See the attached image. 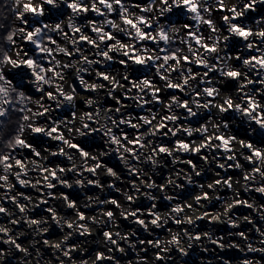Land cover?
<instances>
[{
  "label": "snow or ice",
  "instance_id": "snow-or-ice-1",
  "mask_svg": "<svg viewBox=\"0 0 264 264\" xmlns=\"http://www.w3.org/2000/svg\"><path fill=\"white\" fill-rule=\"evenodd\" d=\"M3 13L0 264H264V0Z\"/></svg>",
  "mask_w": 264,
  "mask_h": 264
},
{
  "label": "bare ground",
  "instance_id": "bare-ground-1",
  "mask_svg": "<svg viewBox=\"0 0 264 264\" xmlns=\"http://www.w3.org/2000/svg\"><path fill=\"white\" fill-rule=\"evenodd\" d=\"M238 211H243V212H247V210H244V209H241V210H238ZM244 227V230L247 231L248 228L250 226L248 225H242ZM218 234L220 235H225L226 236V233L224 231H220ZM249 235L253 237V239H255V233L253 232H249ZM227 239H235V238H230V237H227ZM209 248L211 249L212 246H209ZM195 255H199L198 253L195 254ZM202 255L204 254H201V257L202 259H198V263L197 264H207L206 261H209L211 260L212 261V264H223V261L222 260H219L217 259V256H223L224 258L226 259H229L231 261V264H239V260L243 257V253H240V252H235L234 250H226L224 252H220L218 249L215 251V252H209L208 254H206V258H210V257H213L214 259H203ZM254 259L256 260H260L261 259V256L260 254H250Z\"/></svg>",
  "mask_w": 264,
  "mask_h": 264
},
{
  "label": "trees",
  "instance_id": "trees-1",
  "mask_svg": "<svg viewBox=\"0 0 264 264\" xmlns=\"http://www.w3.org/2000/svg\"><path fill=\"white\" fill-rule=\"evenodd\" d=\"M3 4H4V0H0V15L4 14L3 13Z\"/></svg>",
  "mask_w": 264,
  "mask_h": 264
},
{
  "label": "rangeland",
  "instance_id": "rangeland-1",
  "mask_svg": "<svg viewBox=\"0 0 264 264\" xmlns=\"http://www.w3.org/2000/svg\"><path fill=\"white\" fill-rule=\"evenodd\" d=\"M203 259H214L213 257H210V258H206V254L202 255ZM202 259V258H200ZM197 263H198V260H197ZM206 263L208 264V261H206Z\"/></svg>",
  "mask_w": 264,
  "mask_h": 264
}]
</instances>
